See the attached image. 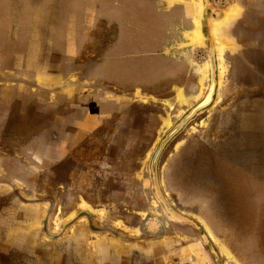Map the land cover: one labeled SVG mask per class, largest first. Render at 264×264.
<instances>
[{
	"label": "crops",
	"instance_id": "1",
	"mask_svg": "<svg viewBox=\"0 0 264 264\" xmlns=\"http://www.w3.org/2000/svg\"><path fill=\"white\" fill-rule=\"evenodd\" d=\"M199 1L0 0V264H218L142 205V138L202 88ZM227 15L213 134L182 154L181 191L224 264H264V0H227L212 24Z\"/></svg>",
	"mask_w": 264,
	"mask_h": 264
},
{
	"label": "rangeland",
	"instance_id": "2",
	"mask_svg": "<svg viewBox=\"0 0 264 264\" xmlns=\"http://www.w3.org/2000/svg\"><path fill=\"white\" fill-rule=\"evenodd\" d=\"M214 4V11H218V8L221 6H224L227 4V0H212ZM199 14L202 11V4L199 1ZM197 4V5H198ZM214 13V12H213ZM233 18L230 15H227L223 20L218 21L216 23L212 24V32L216 35H223L225 32V27L229 23V21ZM195 24L197 27L193 30L192 36H190V39L193 44H203L202 41V33L200 32L199 28V21L197 19H194ZM215 29V30H214ZM218 39V37L216 36ZM209 38H205V47H201L198 50H193L190 53V61L192 63V71L194 74V80L193 84L191 85L193 87L194 92L196 91V77L199 71L202 73L201 81H202V88L199 92V94L195 97L194 100H192L188 108L193 106L197 99H200L203 97L204 93L207 91V88L209 89V66L206 62L207 60V42ZM211 40V38H210ZM219 40V39H218ZM220 49H218V57L220 59V72H219V91L222 88V77H224V65L222 63V52L224 46H219ZM224 57V56H223ZM217 86V87H218ZM162 95L165 94L163 89H161ZM218 102L214 100L212 104H210L207 108L204 110H201L198 114H196L194 117H192L189 122L184 126V128L178 132L165 146V148L162 151V154L160 156L159 160V174H160V181L162 188L164 192L166 193L168 199L172 202L174 207L178 209L179 211L184 210V212L191 217L195 215L196 210L198 207L203 206V201L199 203L197 201L196 196H192L190 191H181V178H180V172L182 171V154L188 150L191 149V144L193 141L197 140L198 138L202 137H208L211 138L213 131L211 127L212 119H213V111L217 107ZM181 110H178V115L171 116L170 113H167L165 117H162L160 120L155 122V130L151 131L146 138H142V140H148V146L147 151L143 152V155H145L144 162L141 164V171L142 175L147 178L146 185L149 187V191H142V193L146 192L148 194L146 200V197H142V205L147 203L156 213L159 215V213H164L163 207L157 197L155 196L153 190H152V179H151V173H150V162L154 155L155 150L157 149L160 141L163 139V137L166 135V133L172 128V126L180 120L182 115H180ZM199 155V151L197 149L191 150L189 157L191 158V162L187 164V166H184V169L186 173L191 174L194 178H196V183L198 179L201 182V186L203 185V180L200 179L199 173L200 170L198 168V163L196 161V158ZM186 156V155H185ZM194 182V181H193ZM198 184H195V187H197ZM145 202V203H144ZM165 214V213H164ZM196 219V218H195ZM174 222V221H173ZM177 225L181 226L180 223H177ZM210 236H212V229L211 228H205L204 229ZM161 231V230H159ZM157 235H160L157 233ZM211 251V249L209 248ZM227 264H231V260H227ZM233 263L241 264L238 260H233Z\"/></svg>",
	"mask_w": 264,
	"mask_h": 264
},
{
	"label": "water",
	"instance_id": "3",
	"mask_svg": "<svg viewBox=\"0 0 264 264\" xmlns=\"http://www.w3.org/2000/svg\"><path fill=\"white\" fill-rule=\"evenodd\" d=\"M203 11H202V47L204 48L205 38H209L207 42V64L209 66V85L214 84L212 98L211 101L207 104H202L205 96L209 93V89L204 93L203 97L196 102L193 106L188 108V110L182 115L179 121H177L172 128L166 133L163 139L160 141L157 149L154 152V155L150 162V173L152 179V190L161 203L165 216L177 223L180 224H189L192 225L195 229L198 230L199 235L206 246L211 249V252L215 254L217 258L218 264H224L223 260L221 259L218 250L214 247L210 237L208 236L207 232L204 228L197 222L193 217L179 211L174 207L172 202L168 199L166 193L164 192L161 181H160V174H159V160L162 154L163 149L165 148L166 144L178 133L180 132L184 126L189 122V120L198 114L201 110L207 108L210 104H212L215 100V96L217 93V86H218V65H217V53L215 50L214 45V38L212 35V20H213V12H214V4L212 0H204L203 2ZM210 18V24L209 19ZM210 27V28H209ZM211 29V30H210ZM211 38V40H210Z\"/></svg>",
	"mask_w": 264,
	"mask_h": 264
},
{
	"label": "bare ground",
	"instance_id": "4",
	"mask_svg": "<svg viewBox=\"0 0 264 264\" xmlns=\"http://www.w3.org/2000/svg\"><path fill=\"white\" fill-rule=\"evenodd\" d=\"M213 88H214V84L209 86V93L207 94V96H205V99L202 104H207L208 102L211 101Z\"/></svg>",
	"mask_w": 264,
	"mask_h": 264
}]
</instances>
